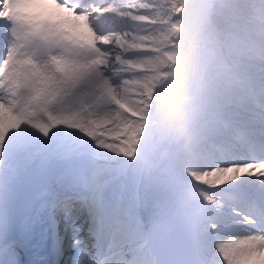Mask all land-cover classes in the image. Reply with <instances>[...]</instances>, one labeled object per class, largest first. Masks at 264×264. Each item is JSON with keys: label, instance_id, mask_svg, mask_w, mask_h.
<instances>
[{"label": "bare ground", "instance_id": "bare-ground-1", "mask_svg": "<svg viewBox=\"0 0 264 264\" xmlns=\"http://www.w3.org/2000/svg\"><path fill=\"white\" fill-rule=\"evenodd\" d=\"M77 1L69 0V8L70 3ZM239 1L264 23V0H213L203 9L205 20L192 27L191 35L185 38L186 49L194 54H200L209 43H219L223 64L217 80L209 85L220 91V100H216L218 118L211 123L218 131L207 138L184 135L178 142L172 128L163 124L161 130L167 145L185 151V157L178 161L185 174L180 172L181 176L171 179L175 173H170L171 166L165 161L167 154L151 152L140 166V170L144 169L142 191L136 197L131 184L137 179L127 178V183L112 178L106 182L116 162L127 164L132 172L138 166L140 151H133L134 146L143 144L149 136L147 124L157 113L162 97L157 93L163 71L171 70V60L181 50L178 19L184 12L176 7L180 1L81 0L79 8L83 13L77 15L67 8L61 13L62 19L41 22L34 12L43 11L44 4L55 0H5L6 11L0 15L16 14L21 25H27L24 17L37 26V31L49 29L44 50L52 70L33 82L29 99L17 98L23 112L18 110L14 114L25 123L21 132H9L0 146V264H115L116 261L144 264L146 259L155 258L153 248L147 246L145 250L140 246L142 242H132L133 237L138 233L144 241H150L153 236L148 239L141 233L143 224L139 215L148 218L151 211L157 228L162 230L175 212L169 190L177 192V184L184 186L191 204L204 207L206 212L191 227L193 233L173 226V251L166 258L155 245L158 259L170 264H264V238L255 234L260 231L258 224L250 223V217L264 215V195L254 196L252 192L255 187L264 186V177L256 176L259 170H264V116L260 111L264 108V40L246 35L244 26L248 17L235 4ZM91 4L96 7L91 11L102 24L99 28L93 27ZM56 6L63 8L62 4ZM210 13L219 31L205 30ZM129 42L140 45L126 53L125 48L132 44ZM106 64L109 67L103 69ZM89 89L86 96L84 90ZM85 96L88 104L94 102L95 112L91 114L94 117L80 120L83 124L78 125L94 127L95 118L104 119L101 130L110 136L99 144V150L91 151L99 157L77 154L69 139H62L58 131V127L70 130L75 115L85 114V108L79 105V99L84 101ZM236 97L244 103L240 109L235 108ZM179 99L181 103L188 101L183 93ZM173 115L174 120H179L181 108ZM260 116L262 121L258 119ZM228 119L245 130L238 131ZM250 121L257 124L255 129H247L252 127ZM41 126L49 128L47 136L39 131ZM47 147H52L56 156L66 158L69 166L57 178L48 176L39 181L37 174L30 177L38 160L31 156ZM50 150L44 153V158ZM132 152L135 156H124ZM130 157L134 162L128 161ZM219 164L222 165L216 167ZM159 173L170 178L164 181ZM186 176L201 186L186 181ZM155 180L159 181L157 187L161 181L165 187L155 188ZM170 182L176 185L169 186ZM234 183V190L225 189ZM27 192L32 194L23 199ZM37 199L39 204L34 202ZM94 205L95 209L90 208ZM226 216L239 220L236 230L221 229ZM85 223H91L90 232ZM80 225L82 231L76 236L73 227ZM98 228L107 231L103 243L94 250L99 232L92 231ZM114 237L118 241L115 246ZM224 237L232 240L237 237L239 241L238 250L226 261L219 258L221 249L216 247ZM16 239L26 248L17 247ZM74 242L72 256L59 257L58 251Z\"/></svg>", "mask_w": 264, "mask_h": 264}, {"label": "rangeland", "instance_id": "rangeland-1", "mask_svg": "<svg viewBox=\"0 0 264 264\" xmlns=\"http://www.w3.org/2000/svg\"><path fill=\"white\" fill-rule=\"evenodd\" d=\"M179 1H180V3L176 4L177 10H179L180 12H184V15L181 14L180 18L178 19L180 27H181L180 28L181 34H179L177 37V39L180 40L179 44H180L182 51L180 50L177 53V55L173 56V58L171 60L173 63L171 70L167 69V70L163 71L165 73L164 76L165 75H167V76L161 77V83H164L165 81L169 80L170 78H173L176 75V62L177 61L174 63L173 60H174V58H175V60H178V58H180L184 54V52L186 50V45L188 46V44L185 42V40H186L185 38L186 37L188 38L191 35V33H192L191 28L192 27H195L198 22H202L203 20H205L206 15L203 12V9H204V7H208L210 2H212L213 0H179ZM242 9H243L244 15H246L248 17V21H246L245 26H244L245 27L244 29L246 31V35L248 37L252 36L255 40H258V39L264 40V24L262 23V21H260V19L253 16L252 12L249 11V7H247L246 5H243ZM11 16L15 20L18 19L16 14H12ZM190 16H193L194 18H191ZM22 18L24 19V23L27 24V25L23 24L26 27V29L29 28V30H37V26H33L24 17H22ZM129 43H132V44H128V46L125 48L126 53L128 51H131L132 48H134L136 46L138 47L140 45V44L135 45L133 42H129ZM233 44H236V43L234 42ZM146 46L149 47V44H147ZM137 47H136V49H137ZM191 55L195 59L196 56H199L200 54H194L191 51ZM235 59L238 60L237 57H235ZM123 60H124V62L129 63L127 58H123ZM108 67H109L108 64H106L105 66L104 65L102 66L103 69H106ZM71 88H72V86H71ZM214 91L216 92V93H214L215 101L220 100V91L219 90H214ZM63 92L66 93L65 90ZM63 92H62V94H63ZM84 92L87 96L88 93L90 92V89L86 90V91L84 90ZM77 93L79 96H81V90H78ZM181 94H182V92H180L178 89H175L172 91V93L169 96H167V97L162 96L163 98L161 97V99L158 103V109H157L158 110L157 113H159V114H157V113L154 114L152 119L150 118V120L148 122L149 126L147 124V128L150 129V133L148 134L149 136L145 139L143 144H139L138 146H136L137 145L136 144L134 146L133 151H135V152H136V150L140 151L139 156H137L138 157V166H134L133 172H132L131 170H129V168H128L129 166L127 164L123 165V162L122 163L116 162V168L114 169V171L110 170V177L108 178V181L106 180L107 181L106 184H108L112 178H117L118 180H122L123 177H125L123 179V181H125V182H127V178H130V180H136L137 179V181H135V183L131 184V185H133V187L135 189V191L133 193H134V195L137 194L136 197H138V192L140 190V194H141V191H142L141 186H142L144 169L140 170V166H142V164L145 163V160L147 159V157L149 156V154L151 152L156 153V154H159V153L160 154H167V152H166L167 148L165 150L157 152L160 147L166 146L168 144L167 140L165 141V136L163 134V131L161 130V126L164 124L169 129L171 128L168 120L163 119L162 117L166 113L169 112V108L171 107L173 110L171 112L169 119H174L173 113L176 112V110L178 108H182V106L188 102V101L182 102V103L180 102L179 97ZM86 96H85V98L82 97L83 99H85L84 101H82V100L80 101V99H79V105L82 108H85L84 110L82 109L84 112L86 111L85 114L78 113L75 115V117L73 118V120H74L73 125L74 126H72L73 128L70 127V130L68 128L58 127V129L60 128L58 131L61 134L62 139H65V137H67L69 139V143L71 144L72 147H74L73 151L76 152L77 154H80L81 156H85L88 153L89 156L99 157L98 154L92 153L91 151L94 148L99 150L100 149L99 144L104 139L106 141H108L110 139V136L105 135L103 133V131L101 130L100 124L102 122H105L104 119L95 118L97 120L94 123L95 124L94 127L85 128L84 125H78L79 123L83 124L82 121H80V120H83V119L90 120V119H92V117H94V115H92V117H91V114H93L95 112L94 102H90L88 104L87 103L88 101H86V98H88V97H86ZM234 102H235L234 103L235 108H237V109H240L244 104L242 99L239 97L234 98ZM86 105H87V107H86ZM260 111H261V116L262 115L264 116V108L263 109L260 108ZM261 116L258 117V119L260 121H262ZM250 117L251 116H249L248 118H250ZM228 121L231 124H233L238 131L242 132L243 130H245L244 127L236 126L234 124V122L231 121L230 119H228ZM249 125L252 127L251 128L247 127V129H255L257 127V124L253 123L251 121H250ZM263 127H264V125H263ZM211 143H214L216 145H220V144H218V142H216L214 140H211ZM41 144L42 143H40V145ZM167 146H168V148H169V146L171 147V145H167ZM75 148H76V150H75ZM135 148H137V149H135ZM48 149H51L52 151L50 150L49 154L46 155V158H44L45 157L44 153ZM236 150L240 151L238 148H236ZM135 152H132L131 154H125L124 156L130 155L133 157V156H135ZM54 153L55 152H54V149L52 147L51 148L47 147V149L43 148L41 152L32 153L31 157H34V158L37 157L36 159H38V160H36V164H37V165H35L36 167L34 166L35 172H32L30 177H33V176L36 177V175L32 176V174H37L38 175L37 179L39 181L46 179V177H48V176L57 178L63 172V170H65L69 166V161L66 158L56 156V154H54ZM90 154H93V155H90ZM177 155L185 157L184 149H183V152L180 151L179 153H176V156ZM176 156L174 154H173V156L167 155L165 158V161L166 160L168 161V162L166 161L168 164V167L173 165V167L175 168V169H172V167H170V169L172 171L174 170L173 172L170 170V173H171V175H173V173H175L176 170H178V171L181 170V173L185 174V172L183 171V169L180 166V162H178L179 161L178 159L180 156L178 158H176ZM132 157L129 158L130 160H128V159L127 160L134 162ZM43 158H44V160H46V159L47 160L45 162H43L44 161ZM88 159H90V157ZM52 160L56 162L55 165H53V166H51V164H50V161H52ZM220 165H222V164H219L216 167H218ZM51 168L53 171H55V173L50 171ZM39 172H41V175L38 174ZM255 172H258V170H255ZM159 174H161V177H163L162 180H164V181H167V178H170L169 176L166 177L163 173H159ZM258 174L259 175L256 174V176H258L259 178H263L264 177V170L263 171L259 170ZM176 175H179V173L178 174L175 173V175H174L175 178H173L174 177L173 176L171 179H177ZM179 176H181V174ZM247 178H249V177H247ZM151 181H152V179H149V182L153 183ZM186 181H189L191 184H194L195 186H201L200 183L194 182L189 176H186ZM236 182H238V181H236ZM163 184L164 183L161 181L160 186H159L160 188H159V187H157L159 185V181L155 180V188H158V190H161V188L165 187ZM169 184H170L169 186H171L172 184H175V183L170 182ZM176 186H177V192H174L176 190H173V189L169 190V192H170L169 199H170L171 203L173 202L175 212L171 216L169 222H167L168 224L165 223L167 225H164L162 230L159 231V229L157 228V226L155 224L154 217H152L151 211L149 212L150 215L148 218H144L143 214L139 215L140 219H141L139 221H141V223L143 224V226L141 227V233L144 234L145 237L147 236L148 239L151 236H153L152 240H150V241L145 240L146 244L143 245V248L145 249L147 246H151L153 248V254H154L156 259H158V255L155 252V250H156L155 245L164 253L166 258H168V255H170L172 253V251H173L172 248L174 246L172 244L173 243V233H174V230L172 229L173 226H181L182 228H185L187 232L193 233L194 230L191 227L197 224L198 216L201 215V213L203 214L204 212H206V211L203 212V210L205 209L204 207H202L200 205H199L200 206L199 207L198 205H193L190 203V201L188 200V195H187L186 190H185L183 185L177 184ZM234 186H236V183L231 184L230 186H227L225 189L227 191L228 190H234L233 189ZM63 187H65V186L63 185ZM148 191H149V189H148ZM252 192H255L253 194L254 196L256 194L258 196L259 195L263 196L264 195V186L260 185L257 188L255 187V189L252 190ZM29 194H32V192H27L23 199H25ZM170 196H171V198H170ZM238 196H241V194H239ZM34 202L36 204H39L38 202H40V199H37ZM250 205H252V204H250ZM263 220H264V218H263ZM226 222H227L226 225L224 227H222V229L225 227H228L227 229H233L234 228V230H236L238 223H239V220L232 218L230 216H228V217L226 216ZM253 222L254 221L252 220V217H250V223L255 224ZM152 223H154V224H152ZM213 224L219 225L217 223H213ZM260 228H259L260 231L258 232L256 230L255 234H257V235L259 234L258 235L259 237L264 238V225L260 224ZM142 229L148 230V232H146L147 234L145 232H143ZM178 229H179V227L175 228V230H178ZM224 232H226V231H224ZM222 240L223 241L219 242L218 245L216 244V247L218 248V246H219V248L221 249V250H219L220 255H221L219 258L223 261H226V260H229L228 258L236 250H238L239 241H238L237 237L234 238L233 240L224 237ZM16 243H17V247H19V246L21 247V242L19 241V239H16ZM22 246H24V245H22ZM210 249H212V246H211V248H209V253L212 252V250H210ZM60 250L62 251V249H60ZM96 264H98V263L96 262Z\"/></svg>", "mask_w": 264, "mask_h": 264}, {"label": "snow or ice", "instance_id": "snow-or-ice-1", "mask_svg": "<svg viewBox=\"0 0 264 264\" xmlns=\"http://www.w3.org/2000/svg\"><path fill=\"white\" fill-rule=\"evenodd\" d=\"M57 4L63 8L58 9ZM44 10L34 16L38 21L62 19L61 13L69 8V0H55L44 4ZM77 15L84 12L78 5L71 9ZM5 0H0V13L5 12ZM0 15V146L9 132H21L24 120L14 113L23 112L18 97L30 98L33 82L41 75L51 73V61L44 50L49 29L29 30L14 18ZM47 136L49 128L39 127ZM215 228L216 225H213Z\"/></svg>", "mask_w": 264, "mask_h": 264}, {"label": "clouds", "instance_id": "clouds-1", "mask_svg": "<svg viewBox=\"0 0 264 264\" xmlns=\"http://www.w3.org/2000/svg\"><path fill=\"white\" fill-rule=\"evenodd\" d=\"M206 31H219L211 13L206 21ZM223 59L219 50L218 41L205 46L197 58H193L190 49H186L184 54L176 62V75L161 84L157 95L169 96L173 90L178 89L188 97V102L181 108L182 116L179 120L169 119L172 108L162 118L167 119L178 142L184 135L204 137L213 136L218 129L211 126L212 121L218 118V104L214 99V89L209 85L213 84L218 77ZM142 242L146 244L143 237L138 233L134 235L132 242ZM118 243L115 237L113 246ZM151 257V250H148ZM115 264H129L125 261H116ZM144 264H170L168 261L149 258Z\"/></svg>", "mask_w": 264, "mask_h": 264}]
</instances>
